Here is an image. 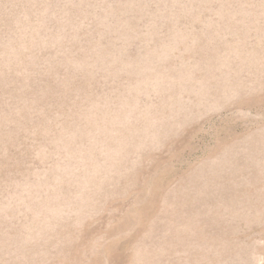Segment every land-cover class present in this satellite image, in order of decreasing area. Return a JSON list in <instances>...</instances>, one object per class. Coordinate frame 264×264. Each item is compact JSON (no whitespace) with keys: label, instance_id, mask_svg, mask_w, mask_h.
Listing matches in <instances>:
<instances>
[{"label":"rangeland","instance_id":"obj_1","mask_svg":"<svg viewBox=\"0 0 264 264\" xmlns=\"http://www.w3.org/2000/svg\"><path fill=\"white\" fill-rule=\"evenodd\" d=\"M0 264H264V0H0Z\"/></svg>","mask_w":264,"mask_h":264}]
</instances>
